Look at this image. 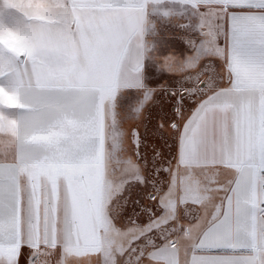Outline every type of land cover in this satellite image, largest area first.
I'll return each instance as SVG.
<instances>
[{"label": "snow or ice", "instance_id": "obj_1", "mask_svg": "<svg viewBox=\"0 0 264 264\" xmlns=\"http://www.w3.org/2000/svg\"><path fill=\"white\" fill-rule=\"evenodd\" d=\"M0 133V264H264V0H0Z\"/></svg>", "mask_w": 264, "mask_h": 264}, {"label": "flooded vegetation", "instance_id": "obj_2", "mask_svg": "<svg viewBox=\"0 0 264 264\" xmlns=\"http://www.w3.org/2000/svg\"><path fill=\"white\" fill-rule=\"evenodd\" d=\"M184 35V32H182L179 28L174 27L172 24L164 25L161 32L162 43L159 46V56L163 57L171 54L177 57H183L190 54V50L186 47L185 42L182 39ZM155 79L160 84L169 85L175 84L177 77L173 74L164 72L157 73ZM185 99V117H187L190 115L193 103L191 100H188L187 98ZM157 103L158 107L154 109L150 121L128 120L124 123L123 127L129 133L127 146L131 152L133 145L131 144L130 133L133 128H138L142 138H144V142L141 147L142 153L150 157L153 149L155 148L159 149L166 159H171L174 155L177 140L176 132L170 126L173 118L175 117V113L172 111V108L175 106L176 102L173 99H169L167 96H163ZM161 123L163 124V128L158 127ZM180 123L182 124L183 121H180ZM133 208L134 205L129 203L125 214H133Z\"/></svg>", "mask_w": 264, "mask_h": 264}, {"label": "rangeland", "instance_id": "obj_3", "mask_svg": "<svg viewBox=\"0 0 264 264\" xmlns=\"http://www.w3.org/2000/svg\"><path fill=\"white\" fill-rule=\"evenodd\" d=\"M8 137L4 135V133H0V144H3Z\"/></svg>", "mask_w": 264, "mask_h": 264}, {"label": "crops", "instance_id": "obj_4", "mask_svg": "<svg viewBox=\"0 0 264 264\" xmlns=\"http://www.w3.org/2000/svg\"><path fill=\"white\" fill-rule=\"evenodd\" d=\"M221 44H223V38H221ZM3 144H0V148H2ZM21 264H23V260L21 262Z\"/></svg>", "mask_w": 264, "mask_h": 264}]
</instances>
